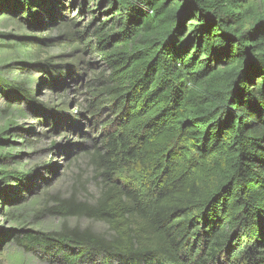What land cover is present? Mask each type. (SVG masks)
<instances>
[{"label":"trees","instance_id":"16d2710c","mask_svg":"<svg viewBox=\"0 0 264 264\" xmlns=\"http://www.w3.org/2000/svg\"><path fill=\"white\" fill-rule=\"evenodd\" d=\"M49 1L2 4L35 31ZM110 1L118 29L98 38L106 69L90 93L113 114L88 154L99 196L52 209L109 235L63 228L15 243L57 264H264V14L252 0ZM67 77L55 70L50 86ZM3 92L59 123L23 88Z\"/></svg>","mask_w":264,"mask_h":264},{"label":"rangeland","instance_id":"374dc122","mask_svg":"<svg viewBox=\"0 0 264 264\" xmlns=\"http://www.w3.org/2000/svg\"><path fill=\"white\" fill-rule=\"evenodd\" d=\"M110 4L50 0L39 8L43 27L34 31L0 0V264H57L17 246L14 237L24 232L79 228L109 235L102 222L63 218L52 209L57 200L74 197L94 203L99 196L88 154L113 129L105 126L113 114L110 108L91 107L90 93L106 69L96 53L98 38L118 29ZM248 7L264 14V0H252ZM59 68L69 77L59 80L65 82L63 88H53L49 80ZM3 83L23 88L37 105L60 112L59 123H46V114L21 103L15 94L5 97Z\"/></svg>","mask_w":264,"mask_h":264}]
</instances>
